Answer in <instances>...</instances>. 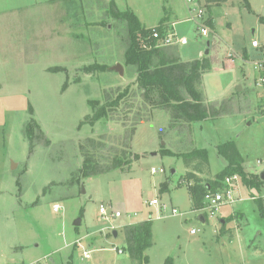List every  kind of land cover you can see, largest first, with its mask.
<instances>
[{"label":"rangeland","instance_id":"374dc122","mask_svg":"<svg viewBox=\"0 0 264 264\" xmlns=\"http://www.w3.org/2000/svg\"><path fill=\"white\" fill-rule=\"evenodd\" d=\"M115 13L173 29L187 44L167 49L183 61L204 57L210 42L202 84L210 119L179 123L144 103L126 66V23ZM253 41L264 46V0H0V264H139L125 250L124 226L145 220L149 264H264V181L247 186L236 175L233 203L193 211L183 158L205 150L204 177L215 180L229 165L220 147L234 143L249 178L264 170V89L254 65L264 51ZM118 64L123 76L112 70ZM128 87L112 119L84 124L90 102ZM32 120L40 129L31 141ZM88 153L102 169L117 156L131 165L83 178Z\"/></svg>","mask_w":264,"mask_h":264},{"label":"trees","instance_id":"16d2710c","mask_svg":"<svg viewBox=\"0 0 264 264\" xmlns=\"http://www.w3.org/2000/svg\"><path fill=\"white\" fill-rule=\"evenodd\" d=\"M233 1L206 0V3L211 7ZM115 19L126 23L129 41L125 52L126 66L134 68L137 73L136 84L144 103L152 109L167 111L171 120L179 123L192 124L210 119L212 110L205 101L202 89L204 75L212 70L210 59L204 56L193 61H183L175 55V52L168 50V47H158V41L153 38V32L157 30L164 36L167 30L161 26L145 28L132 13L117 15L115 13ZM130 94L131 87H128L116 98L102 105L94 101L90 102L93 114L86 118L84 124L94 126L101 120L112 119ZM34 126L40 129L35 120L27 125L29 139L35 138ZM219 150L229 161V165L215 180L204 177L209 176L210 173L209 159L205 150L196 149L183 156L188 169L186 181L190 184L189 194L193 211L204 209L206 195L221 192L227 177L238 175L247 186L256 185L258 181L263 182L260 177L249 178L243 171L241 154L234 143L224 144ZM163 154L167 155L168 152L164 150ZM137 158L138 156H135V159ZM130 165L131 162L127 159L117 156L110 167L102 169L95 158L88 153L83 163L81 176L89 178L115 169L123 170ZM124 234L125 250L131 259L138 261L139 264H149V256L146 252L153 246L152 221L145 220L126 225ZM165 264H174V262L169 258Z\"/></svg>","mask_w":264,"mask_h":264},{"label":"built area","instance_id":"2783aa9c","mask_svg":"<svg viewBox=\"0 0 264 264\" xmlns=\"http://www.w3.org/2000/svg\"><path fill=\"white\" fill-rule=\"evenodd\" d=\"M188 3L191 2V0H187ZM194 11V10H191ZM194 16L197 17H202L203 16V11H198L195 13ZM201 34L202 35H207V31L205 30V28H202L201 30ZM153 38L156 39L158 41V47H175L178 45L184 46L187 44V41L184 38H178L177 35L175 33H173V30H167L165 35L162 36V34L160 32H158L157 30H155L153 32ZM252 47L256 48V49H261L264 51V46H261L257 41H253L252 42ZM229 57H232L231 54H229ZM255 69H258L262 74L257 82L258 86L263 87L264 89V61L263 62H258L255 63ZM261 111H262V115L264 117V95H263V101H262V105H261ZM157 172L153 169L152 170V174H156ZM238 180V176H230L227 177L224 181V184L226 185V189L222 192H217V193H209L208 195H206L205 197V207L210 205L212 206L213 209H217V206L219 203L222 202H230L233 203L234 199H233V192L235 190V185L237 183ZM159 202L156 199H153L152 201L149 202L150 206H156L158 205ZM54 211L55 212H59L60 208L59 206H55L54 207ZM100 215L104 218V219H108V211L104 206L100 207ZM177 214V210L174 209L173 210V215ZM213 215V213H212ZM112 217L113 218H121L122 217V213H120L119 211L116 212H112ZM192 233L194 234L195 232L192 231ZM120 254L123 253V251H118ZM83 258L85 259H90L91 258V254L89 252H84L83 254Z\"/></svg>","mask_w":264,"mask_h":264},{"label":"water","instance_id":"95a60500","mask_svg":"<svg viewBox=\"0 0 264 264\" xmlns=\"http://www.w3.org/2000/svg\"><path fill=\"white\" fill-rule=\"evenodd\" d=\"M210 47H211V44H210V42H208V43H207V50H206V52H205V56H208V55L210 54ZM112 70L118 72L121 76L124 75V68H123V66H122L121 64H118V65L114 66V67L112 68ZM171 174H172V176H174L175 171L172 170ZM259 177H260V179H261L262 181H264V170L260 173ZM201 220H202L203 222L205 221L204 218H201ZM74 225H75L76 227L80 226V225H81V219L76 220L75 223H74ZM113 236H114L115 238H117V236H118V232L114 231V232H113Z\"/></svg>","mask_w":264,"mask_h":264},{"label":"crops","instance_id":"0c3cea01","mask_svg":"<svg viewBox=\"0 0 264 264\" xmlns=\"http://www.w3.org/2000/svg\"><path fill=\"white\" fill-rule=\"evenodd\" d=\"M172 26H173V24H172ZM168 30V29H167ZM173 30V29H172Z\"/></svg>","mask_w":264,"mask_h":264}]
</instances>
